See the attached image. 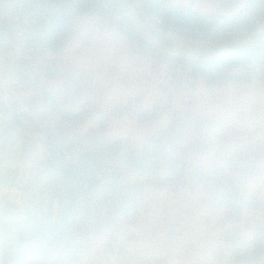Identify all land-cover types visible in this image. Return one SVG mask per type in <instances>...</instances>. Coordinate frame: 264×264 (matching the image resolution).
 Here are the masks:
<instances>
[{"label":"crops","instance_id":"1","mask_svg":"<svg viewBox=\"0 0 264 264\" xmlns=\"http://www.w3.org/2000/svg\"><path fill=\"white\" fill-rule=\"evenodd\" d=\"M166 3L217 24L257 14L254 0ZM69 5L0 0V41L11 45L0 55V103L25 118L0 125V264H249L247 243H264V205L230 218L219 181L204 176L219 170L241 197L264 201V71L209 75L140 53L107 11ZM67 12L60 52L26 55L15 29L30 24L39 38L43 19ZM154 29L182 47L208 41ZM162 99L167 108L151 114ZM131 101L145 116L119 107ZM176 153L199 174H176L163 160Z\"/></svg>","mask_w":264,"mask_h":264},{"label":"built area","instance_id":"2","mask_svg":"<svg viewBox=\"0 0 264 264\" xmlns=\"http://www.w3.org/2000/svg\"><path fill=\"white\" fill-rule=\"evenodd\" d=\"M142 2L141 0H138ZM87 4L94 9H102L107 11L113 21L118 24L121 29L131 36L135 44V50L143 53L149 51V48L145 46L141 41L140 37L136 34L133 26L126 18L119 5L114 0H70L69 9L76 11L81 8L82 4ZM143 7V6H142ZM144 8V7H143ZM142 13L145 20L154 28L161 32H173L186 36L197 37L200 39L218 41L219 39H226L232 37H238L242 35L252 34L260 31V26L264 20V5L262 9L256 14L252 23L242 25L238 27H222L219 25L206 26V27H191L173 25L167 23L156 11L144 9ZM43 9L39 4V13H43ZM15 40L21 43L24 48L25 54L31 57L41 55L43 52L48 51V42L44 38H36L31 25L25 24L20 25L15 29ZM10 42L0 41V55H7L10 50ZM196 70L205 72L209 75L213 73H222L230 78H247L250 75L264 71V53L252 54L247 58L233 61L227 56L218 59H212L206 61L203 65L195 67ZM168 106V100H160L152 109L151 114L163 111ZM120 108H126L138 114H144L145 109L139 102L131 101L125 105H120ZM113 113H109L112 116ZM12 125L14 127H20L22 120L18 117L17 109L12 103L3 101L0 103V125ZM159 158V157H157ZM163 160L168 162L176 174H182L187 177H195L198 175L199 170H192L189 161L182 153H176L172 155H166ZM221 200L223 198L220 196ZM222 233V248L228 250L234 247V240L230 238L224 227H221ZM264 250V245L258 240H252L245 246V252L249 264H262L261 253Z\"/></svg>","mask_w":264,"mask_h":264},{"label":"trees","instance_id":"3","mask_svg":"<svg viewBox=\"0 0 264 264\" xmlns=\"http://www.w3.org/2000/svg\"><path fill=\"white\" fill-rule=\"evenodd\" d=\"M136 7L139 9V5L136 0H132ZM142 3L149 10L156 11L167 23L173 25H181V26H191V27H206V26H214V25H223L224 27H238L244 24H249L248 20H244L242 17L238 16L233 18L232 20L226 21L225 24L219 23L213 19L209 20L205 15H202L196 11H188L184 12L182 7H172L166 3V0H141ZM255 10L258 13L263 5L264 0H254ZM87 7L88 5L82 4L81 8ZM140 11V9H139ZM141 12V11H140ZM72 14L67 12L62 15H51L47 19H43L40 26V36L39 38H44L48 42V50L53 51L55 53L60 52L62 49L65 40L67 39L72 23ZM157 33L165 38L163 34L157 31ZM137 34V33H136ZM140 37V36H139ZM140 41L149 48L150 51L157 52V50L151 46H149L143 39L140 37ZM215 39L208 40L207 44L214 42ZM264 53V48L257 49L245 53L233 54L227 56L230 60L238 61L247 58L252 54H261ZM162 55L183 62L185 65H191L192 67H197L203 65L206 61L201 62H192V61H184L174 57H171L167 54L161 53ZM213 75H216V73ZM142 116H145L143 114ZM80 118V117H79ZM78 117L74 119H79ZM120 143H116L115 147H120ZM206 179H216L220 183L221 197L223 201L229 205V213L228 217L235 218L239 217L241 209L244 204H257L264 205V201L256 202L254 200H248L241 197L239 193V188L237 185V181L235 180H225L219 170H217L214 174L205 175ZM259 241V240H258ZM264 245V243H262Z\"/></svg>","mask_w":264,"mask_h":264},{"label":"water","instance_id":"4","mask_svg":"<svg viewBox=\"0 0 264 264\" xmlns=\"http://www.w3.org/2000/svg\"><path fill=\"white\" fill-rule=\"evenodd\" d=\"M114 1L119 5L141 39L160 53L180 60L201 62L264 48V31L218 40L197 48L182 47L160 36L145 20L132 0ZM63 112L70 114V107L65 105ZM18 117L25 120L24 116L19 113ZM6 125L10 126L9 124ZM54 214L57 215L56 210Z\"/></svg>","mask_w":264,"mask_h":264},{"label":"rangeland","instance_id":"5","mask_svg":"<svg viewBox=\"0 0 264 264\" xmlns=\"http://www.w3.org/2000/svg\"><path fill=\"white\" fill-rule=\"evenodd\" d=\"M219 40H220V39H219ZM214 42H215V41H214ZM160 112H161V111H160ZM158 113H159V112H158ZM180 176H181V177H185V176H183L182 174H180Z\"/></svg>","mask_w":264,"mask_h":264}]
</instances>
